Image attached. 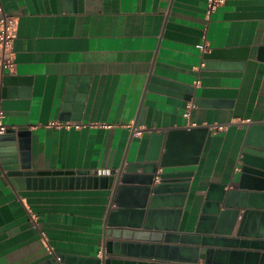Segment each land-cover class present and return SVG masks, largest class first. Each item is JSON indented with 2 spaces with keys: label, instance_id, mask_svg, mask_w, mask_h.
I'll list each match as a JSON object with an SVG mask.
<instances>
[{
  "label": "crops",
  "instance_id": "crops-1",
  "mask_svg": "<svg viewBox=\"0 0 264 264\" xmlns=\"http://www.w3.org/2000/svg\"><path fill=\"white\" fill-rule=\"evenodd\" d=\"M0 10L17 19L1 122L28 132L32 170L124 175L144 163L152 131L207 128L196 164L174 150L163 170L190 174L184 198L155 207L180 215H155L146 230V213L138 229L131 214L106 226L112 190H17L0 168V264L138 262L149 246L195 247L182 237L194 235L209 188L230 190L247 127L264 124V0H224L209 22L205 0H0ZM110 230L129 234L106 238ZM263 233L264 211L240 209L227 238ZM110 242L130 247L106 257Z\"/></svg>",
  "mask_w": 264,
  "mask_h": 264
},
{
  "label": "water",
  "instance_id": "water-1",
  "mask_svg": "<svg viewBox=\"0 0 264 264\" xmlns=\"http://www.w3.org/2000/svg\"><path fill=\"white\" fill-rule=\"evenodd\" d=\"M259 52L262 57L264 54H261L262 51ZM211 54H206L205 58L210 57ZM206 133V127L167 130L159 133L152 131L144 163L129 167L127 174H116L114 177V174L113 176H97L84 171L32 170L28 132L23 129L18 131L6 129L0 134V168L17 190H112V202L117 208L108 212L106 226L113 227L120 222L126 223L125 216L131 214L135 218L132 227L138 229L146 213L143 227L146 230L150 227V219L155 215L160 216L165 213L180 215V210L165 212L156 210L155 207L162 200H170L172 194H178L177 198H184L190 174L163 172V170L169 167L168 158L174 150L183 155V158L189 156L188 161L196 164ZM240 163L238 179L231 184L230 190L225 191L224 184L209 188L194 235L182 237L187 243L196 245L195 247L149 246L147 248L149 251L154 250L152 257L147 254V257H141L138 262L104 257L86 261L58 255L43 264H83L84 262L91 264H196L199 259L202 260V264H264V233L262 240L227 238L232 234L240 209L264 211V124H251L247 127ZM137 169L142 170L141 175L132 174ZM158 169L162 171L159 174H157ZM118 183H120L119 186ZM150 193L151 197H149ZM130 201L136 208L133 211L126 208ZM146 207H148L147 210H145ZM127 234L129 233L110 230L107 231L106 238L125 237ZM136 235L150 237V234ZM151 236L156 239L161 237L160 234ZM165 238H174V236L167 234ZM220 246L256 252L223 250L219 248ZM126 247L130 245L107 243L105 255L111 257L120 253L123 256ZM118 249L120 252L117 251ZM161 257H168V263L158 262Z\"/></svg>",
  "mask_w": 264,
  "mask_h": 264
},
{
  "label": "built area",
  "instance_id": "built-area-1",
  "mask_svg": "<svg viewBox=\"0 0 264 264\" xmlns=\"http://www.w3.org/2000/svg\"><path fill=\"white\" fill-rule=\"evenodd\" d=\"M223 3L224 0H205L204 18L206 22L210 21L211 16ZM16 29L17 19L0 10V72H6L7 74H11L15 68L13 41L15 39ZM199 49L201 52H204L205 44L199 46ZM2 117L3 112L0 110V134L6 130L1 122ZM65 127L70 128V125H65ZM32 219L36 224L34 216Z\"/></svg>",
  "mask_w": 264,
  "mask_h": 264
}]
</instances>
